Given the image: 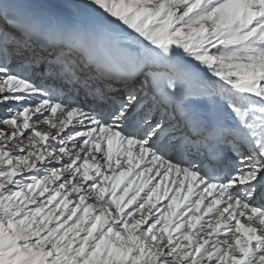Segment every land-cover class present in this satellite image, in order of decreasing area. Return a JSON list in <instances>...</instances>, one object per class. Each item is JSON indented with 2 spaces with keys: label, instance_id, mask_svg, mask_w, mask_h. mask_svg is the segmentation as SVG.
Returning <instances> with one entry per match:
<instances>
[{
  "label": "snow or ice",
  "instance_id": "obj_1",
  "mask_svg": "<svg viewBox=\"0 0 264 264\" xmlns=\"http://www.w3.org/2000/svg\"><path fill=\"white\" fill-rule=\"evenodd\" d=\"M0 264H264V0H0Z\"/></svg>",
  "mask_w": 264,
  "mask_h": 264
},
{
  "label": "rangeland",
  "instance_id": "obj_2",
  "mask_svg": "<svg viewBox=\"0 0 264 264\" xmlns=\"http://www.w3.org/2000/svg\"><path fill=\"white\" fill-rule=\"evenodd\" d=\"M3 115H4L3 111L0 110V116H3ZM3 127H4L3 125H0V128H3Z\"/></svg>",
  "mask_w": 264,
  "mask_h": 264
}]
</instances>
